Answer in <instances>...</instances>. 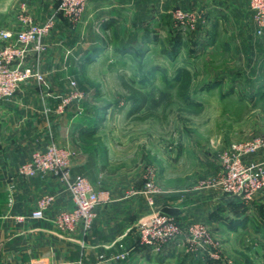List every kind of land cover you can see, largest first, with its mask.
Instances as JSON below:
<instances>
[{
  "label": "crops",
  "instance_id": "obj_1",
  "mask_svg": "<svg viewBox=\"0 0 264 264\" xmlns=\"http://www.w3.org/2000/svg\"><path fill=\"white\" fill-rule=\"evenodd\" d=\"M57 7V0H0V31H19L23 14L37 24L56 17L54 30L44 40L47 51L39 60L29 55L22 64L39 70L44 80L24 83L11 100L0 101V264H109L102 258L119 254L123 246L131 252L126 260L114 264L169 261L176 256L172 253L174 246L156 253L135 241L138 221L153 209L145 196L131 192L144 187L141 172L110 173L111 148L97 140L101 126L96 127L93 137L86 136V132L94 131L101 112L86 98L74 100L62 113L58 107L72 90L71 78L76 69H89L117 47H132L138 38L149 46L157 38L165 40L177 35L172 18L176 8L200 14L199 28L192 38L199 37L202 44L204 39H210V50L217 49L220 37L225 35L224 47L240 59L241 74L236 80L240 86L255 82L264 87V33L257 35L260 38L256 36L247 0H88L76 25L57 16ZM112 34L118 43L108 40ZM13 43L18 44L16 40ZM5 45L0 40V49ZM206 49H200L199 54ZM93 55L96 59L85 63ZM90 106L92 112L88 110ZM50 144L73 152V173L85 176L97 191L104 193L105 200L86 233L81 226L71 234L63 235L57 230L56 214L74 206L58 177H27L19 173L33 153L44 151ZM254 159L264 160V151ZM46 195L55 199L44 219L30 218ZM154 201L155 208L182 225L207 223L206 218L218 215L214 212L218 203L224 205L226 215L234 205L241 204L215 189L163 191ZM258 201H264V194L255 200ZM19 216L26 221L18 222Z\"/></svg>",
  "mask_w": 264,
  "mask_h": 264
},
{
  "label": "rangeland",
  "instance_id": "obj_2",
  "mask_svg": "<svg viewBox=\"0 0 264 264\" xmlns=\"http://www.w3.org/2000/svg\"><path fill=\"white\" fill-rule=\"evenodd\" d=\"M176 29L183 41L158 38L148 46L138 38L126 49L120 43L119 51H110L89 69H76L71 78L84 99L98 111L107 109L97 140L111 148L110 173L139 170L145 183L152 171L157 195L214 189L230 145L264 136V87L255 82L238 85L240 59L224 47L225 35L210 50V39L202 44L199 37L192 38L195 34ZM108 40L117 41L114 34ZM200 49L207 51L200 55ZM182 69L193 75L184 98L177 93ZM122 78L148 95L138 116L152 113L151 118L128 117L138 99L122 88ZM223 209L218 203V215L205 219L210 233L206 254L176 251L171 260L157 264H264V201L234 205L227 215Z\"/></svg>",
  "mask_w": 264,
  "mask_h": 264
},
{
  "label": "built area",
  "instance_id": "obj_3",
  "mask_svg": "<svg viewBox=\"0 0 264 264\" xmlns=\"http://www.w3.org/2000/svg\"><path fill=\"white\" fill-rule=\"evenodd\" d=\"M166 1V0H160ZM256 26V34L264 33V0H247ZM57 16L66 18L72 25H76L82 18L88 0H57ZM25 6H22V10ZM25 11V10H24ZM172 18L178 28L186 33L195 34L199 28L200 14L195 10L176 8ZM21 28L17 32L0 31V40L6 45L0 49V101H9L19 90L20 86L31 80L42 82V73L32 67H22L28 56L34 54L38 60L47 51L45 38L56 26V17H52L43 24L35 23L28 15L20 16ZM18 44H14V41ZM72 90L64 96L58 107V112L65 109L74 101L84 96L78 91L76 83H71ZM264 151V136L250 140L234 142L222 155L223 172L212 187L220 190L231 198L240 199L249 204L264 194V160L254 157ZM73 152L66 148L50 144L44 151L33 153L31 160L23 164L19 173L27 177L52 175L60 179L66 191L71 195L73 208L60 210L54 223L57 230L64 234H71L78 227L88 232L97 217V210L104 202V193L83 175L74 174L72 170ZM145 196L152 209L151 213L141 218L136 225V244L147 247L153 252L160 253L166 246H174L175 251H185L200 256L207 253L210 233L203 222H193L182 225L175 217L164 214L155 208L154 198L158 194L156 189V174L147 173L144 188L136 192ZM54 196L46 195L38 201L37 208L30 214L32 219H44L45 213L54 202ZM18 222L23 223L26 218L19 216ZM131 249L123 246L122 252L110 258H102L109 264L127 259Z\"/></svg>",
  "mask_w": 264,
  "mask_h": 264
},
{
  "label": "trees",
  "instance_id": "obj_4",
  "mask_svg": "<svg viewBox=\"0 0 264 264\" xmlns=\"http://www.w3.org/2000/svg\"><path fill=\"white\" fill-rule=\"evenodd\" d=\"M176 32H178V30ZM175 36L177 38V39H175L176 41L179 39H181V41L184 40L182 33H180V32H178V34ZM126 48L127 47H124L123 49H126ZM96 57H97L96 55L87 57L85 63H87V64L92 63L94 61V59H96ZM121 84H122V88L127 93H129L132 96L137 97V99H138V101H136L134 103L132 109L128 113V117L138 119L141 121H144V120L151 118V116L153 115L152 113L138 116L139 113H141L144 110V108L147 106V103L149 100L148 95L146 93H144L143 91L139 90L133 83L128 82L125 78H122ZM192 85H193V75H192L191 71L189 69H182L180 72V80L178 82V88H177L178 95L180 97L184 98L190 92ZM105 110H107V109H105ZM105 110H104V113H103V111L100 110L101 118L96 120L98 122L95 124L94 131H91V133L86 132L87 135L85 132H83L82 134H85L86 136H89V137H93V135L97 133L96 127H99V123L103 122L104 118H102L103 117L102 114H105ZM238 200H240V199H238ZM254 202H252V203H254ZM239 203H241V205L244 204L241 200ZM172 253L175 254L176 251H174ZM192 257L195 258L196 256H192Z\"/></svg>",
  "mask_w": 264,
  "mask_h": 264
}]
</instances>
